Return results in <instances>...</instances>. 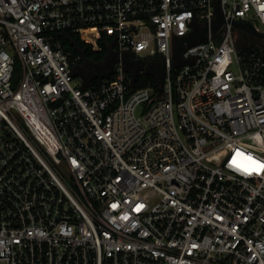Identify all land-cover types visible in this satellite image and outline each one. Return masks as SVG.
Instances as JSON below:
<instances>
[{
  "label": "built area",
  "instance_id": "obj_1",
  "mask_svg": "<svg viewBox=\"0 0 264 264\" xmlns=\"http://www.w3.org/2000/svg\"><path fill=\"white\" fill-rule=\"evenodd\" d=\"M253 19L264 0H0V264H264ZM74 35L105 61L81 70Z\"/></svg>",
  "mask_w": 264,
  "mask_h": 264
},
{
  "label": "trees",
  "instance_id": "obj_2",
  "mask_svg": "<svg viewBox=\"0 0 264 264\" xmlns=\"http://www.w3.org/2000/svg\"><path fill=\"white\" fill-rule=\"evenodd\" d=\"M76 44L80 47L83 48L84 50V56L86 58H91L93 59L95 62H104L105 58L107 56V49L104 45L103 48L96 50V49H92L91 48V43L90 42H86L84 40L79 39L78 35H74ZM102 43V40L101 42ZM155 81V76L152 75L150 72H141L137 78H135L134 81V85L138 86V85H146L149 82H153Z\"/></svg>",
  "mask_w": 264,
  "mask_h": 264
},
{
  "label": "rangeland",
  "instance_id": "obj_3",
  "mask_svg": "<svg viewBox=\"0 0 264 264\" xmlns=\"http://www.w3.org/2000/svg\"><path fill=\"white\" fill-rule=\"evenodd\" d=\"M253 21L256 22V23L258 24V26L260 27V29H261L262 31H264V24H261L259 21L255 20V19H253ZM239 37H242V36L239 35ZM242 40H243V43H247V42H248L247 44L252 43L253 45L257 46L256 39H255L254 37H250L249 39H245V38H243ZM78 64H79L80 66H83V67H80L81 70H82V69H84V70H88V69H90V67H89V64H90V63H89L88 58H82V59L78 62ZM19 71H20V70L18 69L17 72H19ZM74 80H75V83H80V82H81L80 78H78V77H75Z\"/></svg>",
  "mask_w": 264,
  "mask_h": 264
},
{
  "label": "water",
  "instance_id": "obj_4",
  "mask_svg": "<svg viewBox=\"0 0 264 264\" xmlns=\"http://www.w3.org/2000/svg\"><path fill=\"white\" fill-rule=\"evenodd\" d=\"M239 22V21H236ZM240 23V22H239ZM244 26L248 27L254 34L258 35V36H264V31L260 32L257 31L254 26L252 25L251 22L249 21H245V22H241Z\"/></svg>",
  "mask_w": 264,
  "mask_h": 264
},
{
  "label": "snow or ice",
  "instance_id": "obj_5",
  "mask_svg": "<svg viewBox=\"0 0 264 264\" xmlns=\"http://www.w3.org/2000/svg\"><path fill=\"white\" fill-rule=\"evenodd\" d=\"M237 155H240V154L237 153ZM249 159H251V158L249 157ZM252 163H253V165H254V167H253L252 170H258V169H260V168H264V164H259V162H257V161H253ZM246 170H247V169H246Z\"/></svg>",
  "mask_w": 264,
  "mask_h": 264
},
{
  "label": "flooded vegetation",
  "instance_id": "obj_6",
  "mask_svg": "<svg viewBox=\"0 0 264 264\" xmlns=\"http://www.w3.org/2000/svg\"><path fill=\"white\" fill-rule=\"evenodd\" d=\"M146 70V72H149V69L148 68H145ZM93 74H87V77H90V76H92Z\"/></svg>",
  "mask_w": 264,
  "mask_h": 264
}]
</instances>
